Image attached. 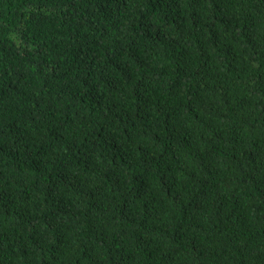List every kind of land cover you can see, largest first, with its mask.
Wrapping results in <instances>:
<instances>
[{"label":"trees","instance_id":"trees-1","mask_svg":"<svg viewBox=\"0 0 264 264\" xmlns=\"http://www.w3.org/2000/svg\"><path fill=\"white\" fill-rule=\"evenodd\" d=\"M0 264H264V0H0Z\"/></svg>","mask_w":264,"mask_h":264}]
</instances>
